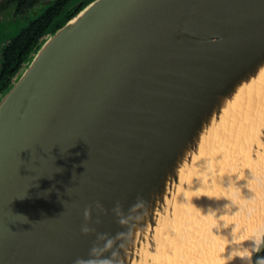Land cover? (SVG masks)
Here are the masks:
<instances>
[{
	"label": "water",
	"instance_id": "95a60500",
	"mask_svg": "<svg viewBox=\"0 0 264 264\" xmlns=\"http://www.w3.org/2000/svg\"><path fill=\"white\" fill-rule=\"evenodd\" d=\"M263 66L264 0H92L47 32L0 93V264H161L187 242L260 264L264 128L219 199L191 184Z\"/></svg>",
	"mask_w": 264,
	"mask_h": 264
},
{
	"label": "rangeland",
	"instance_id": "374dc122",
	"mask_svg": "<svg viewBox=\"0 0 264 264\" xmlns=\"http://www.w3.org/2000/svg\"><path fill=\"white\" fill-rule=\"evenodd\" d=\"M44 1L45 0H36L34 4L29 6L28 3L30 0H24L20 4L18 0H0V48L7 43V41L12 37L14 31L17 30V25L11 23L7 26L4 25V20L9 19L16 14L24 13L31 7L37 6ZM262 107L263 103L258 104V107L256 108L249 107L248 109L246 106L240 108L224 122V125H222L214 135L207 139L203 147L201 162L202 164L205 162L211 163L215 173L212 177L194 175V183L191 184V187H195L197 189L201 188L203 190V194L205 193L208 194V196H211L210 200L216 201L219 199L221 195H218V192L222 189L223 179L229 178V176L232 175L227 169V166L238 161L242 155L245 156L249 154L253 149L252 145L259 140V130L260 128H264V124L262 123L264 122V110H262ZM261 110L263 112L262 116L259 115ZM238 118H240V120ZM234 132H236V134ZM235 170L236 169L233 171L235 172ZM254 192V195L257 194L256 191ZM192 199L195 201L196 198H194V195L191 194L190 191H188L185 198H183V200L186 201H190ZM218 201L221 202L220 200ZM256 203L257 201L254 202L255 205ZM182 204V198H180L175 214L177 215L176 218L179 217L184 220L185 217L184 210H182L181 207ZM262 260H264V254L260 258V261Z\"/></svg>",
	"mask_w": 264,
	"mask_h": 264
},
{
	"label": "trees",
	"instance_id": "16d2710c",
	"mask_svg": "<svg viewBox=\"0 0 264 264\" xmlns=\"http://www.w3.org/2000/svg\"><path fill=\"white\" fill-rule=\"evenodd\" d=\"M19 4L24 0H18ZM36 0H30L29 6ZM90 0H51L41 15L28 21L23 30L5 48L0 68V93L19 74L47 32H53L79 12ZM264 254V253H263ZM264 264V261H260Z\"/></svg>",
	"mask_w": 264,
	"mask_h": 264
},
{
	"label": "bare ground",
	"instance_id": "6f19581e",
	"mask_svg": "<svg viewBox=\"0 0 264 264\" xmlns=\"http://www.w3.org/2000/svg\"><path fill=\"white\" fill-rule=\"evenodd\" d=\"M258 97L264 98V66L260 68L258 73L253 78H251L249 80V82L242 84L238 88V90L233 94V96L227 100L225 106L223 107V109L221 111V115H220L221 118H223L224 116L225 117L229 116L231 114V112H233V111H236V110L238 111L239 108H241L242 101H244L246 99L249 100L251 98L256 99ZM248 109H249V107H248ZM251 111H253V110H251ZM244 113H246V112H244ZM246 114H248V113H246ZM246 114H245V116H246ZM225 117L223 119H225ZM248 118H249V116H248ZM238 119L240 120V118H238ZM234 133L236 134V132H234ZM182 174L183 175L185 174L184 170L182 171ZM220 223H222V221H220ZM230 230L234 231L233 227H231ZM210 231L214 232L213 234H216V235L218 234L221 236L223 229L222 228H216V231H215V228L213 226H211ZM253 233L255 235L254 236L255 238L253 240L251 251H254V249L256 248V246L259 242L260 237L264 234V217L261 221V224L255 226L252 234ZM250 240H252V239H250ZM190 243L191 242H187V244L185 245V247H184L185 250L183 251L184 253L182 255H180L182 258L181 260H180V258H178L179 260L177 259L174 261L172 258L167 256V260L165 262H162L161 264H177L178 261H181V264H252L251 259H250L251 257L249 256V254H246L245 252H241L238 254L232 253L231 257H228V259L227 258L224 259V261H223V258H221V259L216 258L212 262H210V260L206 261L207 259H209L208 257L210 254V251L207 249V247L205 245H202V244L196 243V245H195L193 243L192 244H190ZM166 246L163 245V247H166V249H165L166 251L168 249L167 254L173 256V253H174L173 249H172V252L169 254L171 249L169 248V245H166ZM166 251H165V253H166ZM147 257L152 258L153 256H147ZM205 258H207V259H205ZM149 264H160V263L158 261V258H152V260Z\"/></svg>",
	"mask_w": 264,
	"mask_h": 264
},
{
	"label": "flooded vegetation",
	"instance_id": "af4514ba",
	"mask_svg": "<svg viewBox=\"0 0 264 264\" xmlns=\"http://www.w3.org/2000/svg\"><path fill=\"white\" fill-rule=\"evenodd\" d=\"M51 0H45L44 2H41L40 4H38L37 6L31 7L30 9H28L26 12L21 13V14H16L13 17H10L7 20H4V25H9L14 24L17 25V30L14 31V33L12 34V37L7 41V43H5L1 48H0V68H1V64L3 62V53L4 50L6 48V46L18 35L20 34V32L23 30V28L25 27V24L36 18L37 16L41 15L42 12L44 11V6L49 3ZM92 1V0H90ZM264 261V260H263Z\"/></svg>",
	"mask_w": 264,
	"mask_h": 264
},
{
	"label": "clouds",
	"instance_id": "9594fccd",
	"mask_svg": "<svg viewBox=\"0 0 264 264\" xmlns=\"http://www.w3.org/2000/svg\"><path fill=\"white\" fill-rule=\"evenodd\" d=\"M85 216H86V217L88 216V212H87V211L85 212ZM84 231H85V232H87V231H88V229H87V228H85V229H84Z\"/></svg>",
	"mask_w": 264,
	"mask_h": 264
}]
</instances>
